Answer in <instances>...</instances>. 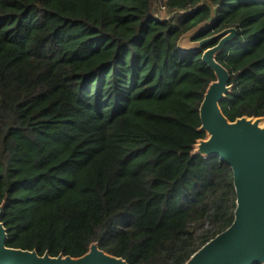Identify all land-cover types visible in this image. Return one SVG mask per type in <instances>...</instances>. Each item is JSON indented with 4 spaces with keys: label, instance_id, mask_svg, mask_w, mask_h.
Segmentation results:
<instances>
[{
    "label": "trees",
    "instance_id": "obj_1",
    "mask_svg": "<svg viewBox=\"0 0 264 264\" xmlns=\"http://www.w3.org/2000/svg\"><path fill=\"white\" fill-rule=\"evenodd\" d=\"M212 13L192 41L237 32L221 112L264 119V0H0L6 247L184 264L232 224L230 169L193 155L214 74L177 50Z\"/></svg>",
    "mask_w": 264,
    "mask_h": 264
},
{
    "label": "water",
    "instance_id": "obj_2",
    "mask_svg": "<svg viewBox=\"0 0 264 264\" xmlns=\"http://www.w3.org/2000/svg\"><path fill=\"white\" fill-rule=\"evenodd\" d=\"M213 22L183 35L177 44L180 53H200L201 61L214 74L199 105V131L207 138L197 141L193 155L203 158L218 157L232 173L235 209L232 224L207 242L184 264H264V122L263 118L228 121L219 104L232 86L230 74L216 62L235 38V29H226L199 41L192 39L207 30ZM3 204L0 205V264H127L121 258L110 256L91 244L81 257L6 247L7 232L1 222Z\"/></svg>",
    "mask_w": 264,
    "mask_h": 264
},
{
    "label": "rangeland",
    "instance_id": "obj_3",
    "mask_svg": "<svg viewBox=\"0 0 264 264\" xmlns=\"http://www.w3.org/2000/svg\"><path fill=\"white\" fill-rule=\"evenodd\" d=\"M155 16L158 17L159 20H163V19L167 18L165 11L159 9L157 6L155 7ZM206 138H207V136H206ZM205 228L206 227H204V229Z\"/></svg>",
    "mask_w": 264,
    "mask_h": 264
},
{
    "label": "bare ground",
    "instance_id": "obj_4",
    "mask_svg": "<svg viewBox=\"0 0 264 264\" xmlns=\"http://www.w3.org/2000/svg\"><path fill=\"white\" fill-rule=\"evenodd\" d=\"M262 124H263V122H262Z\"/></svg>",
    "mask_w": 264,
    "mask_h": 264
}]
</instances>
